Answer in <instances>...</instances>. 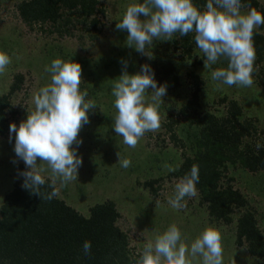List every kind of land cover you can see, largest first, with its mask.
Returning <instances> with one entry per match:
<instances>
[{
  "label": "rangeland",
  "instance_id": "obj_1",
  "mask_svg": "<svg viewBox=\"0 0 264 264\" xmlns=\"http://www.w3.org/2000/svg\"><path fill=\"white\" fill-rule=\"evenodd\" d=\"M21 1L0 0V52L7 53L11 58V64L0 74V95L8 92L14 75L24 76L21 89L11 98L17 113L15 124L19 126L27 118L28 112L34 110L33 97L42 87L50 84L51 74L46 68L57 58L80 64L81 91H87L86 99L98 106L89 111V122L79 132L78 138L83 143L78 146V155L83 163L78 169L77 179L62 184L57 178L54 184L57 197L83 216L89 215L92 206L112 201L120 214L117 225L127 234L131 258L135 257L137 261H142L149 243H154L158 235L171 225H176L182 233V241L188 245L205 229L218 230L222 235L224 264H264L251 257L245 247L235 245L234 224L229 226L209 219L198 193L195 197L185 198L184 208L177 210L170 206L168 201L174 196L179 180L167 178L166 172L176 167L182 159V150L174 146L164 127L178 118L174 114L190 94L187 68H193V63L202 61V109L215 113L216 109L223 111L224 106L217 105L218 99L219 96H227L239 102L245 117L255 119L258 128L264 130V60L254 67L251 87L222 85L211 79V70L204 68L203 53L198 48L192 60L185 57L182 60L180 52L173 54V40H154L152 45L147 46L152 59L129 48L126 45V31L117 30L115 24L133 0H97L98 9L104 12L97 13L99 22L96 29L88 23H78L75 15L72 24L62 28L69 30L62 36L51 32L53 28L49 25L29 27L21 22L15 10V5ZM257 1L264 6V0ZM248 11L241 9L242 14ZM256 30L264 35V26ZM121 60L128 61L129 73H132L129 64L135 66L136 71H139L140 65L149 64L158 86L167 85V94L159 104V129L145 133L135 148L124 144L123 138L112 129L117 114L112 88L121 74ZM227 63L222 58L213 68L227 67ZM150 96L151 90H148L149 100ZM169 115H173V118H169ZM185 126V122L180 121L174 128L182 141L185 140V134H182ZM142 148L146 154L159 155V162L156 163L155 157H146ZM185 151L190 155L189 150ZM125 158L132 162L128 168L120 164V160ZM14 160L17 162L13 163ZM18 163L13 144L7 137H0V205L16 181ZM38 163L47 169L44 162ZM161 174L164 180L157 185V194L152 195L142 184ZM42 175L45 179H53L50 169ZM228 178H232L231 184L235 189L246 195L248 207L256 212L264 233V172L252 173L236 165L228 169L224 182ZM192 264H201V258L197 257Z\"/></svg>",
  "mask_w": 264,
  "mask_h": 264
},
{
  "label": "trees",
  "instance_id": "obj_2",
  "mask_svg": "<svg viewBox=\"0 0 264 264\" xmlns=\"http://www.w3.org/2000/svg\"><path fill=\"white\" fill-rule=\"evenodd\" d=\"M193 2L203 10L207 0ZM242 2L243 8L264 13V6L257 0ZM15 10L25 25H49L53 28L51 32L60 36L69 32L62 28L72 24L75 15L80 20L78 23H88L96 29L97 13L104 12L98 9L97 0H23L15 5ZM194 37L195 33L184 37L176 34L172 41L173 54L180 52L182 60L184 57L192 60L197 48ZM253 44L255 67L264 60V35L256 29ZM201 62L187 68L190 96L174 114L179 119L164 126L174 146L182 150V159L166 172V177L180 180L194 165L198 166L196 189L209 219L224 225L234 224L235 245L245 247L251 257L264 263V233L256 212L248 207L246 195L232 186V178L224 182L228 169L236 165L252 173L264 172V130L258 128L255 119L245 117L239 102L227 96L218 99L217 105L224 106L223 111L202 109ZM134 67L129 64L132 73L138 72ZM23 81L22 74L14 75L8 92L0 95V137H7L13 146L14 136L10 138L9 125L16 123L17 113L11 98L21 89ZM180 121L186 124L182 130L186 141L175 133L174 128ZM146 157H155L156 163L160 160L159 155L150 152ZM25 170L24 163L19 161L16 181L0 205V264H143L131 258L128 236L117 225L120 214L112 201L92 206L89 215L83 216L57 196L51 200L44 198L43 194L56 191L50 179L40 188L41 198L25 189L19 174ZM163 180V174L153 176L142 186L155 195L157 185ZM85 241L92 245L89 254L83 251Z\"/></svg>",
  "mask_w": 264,
  "mask_h": 264
},
{
  "label": "clouds",
  "instance_id": "obj_3",
  "mask_svg": "<svg viewBox=\"0 0 264 264\" xmlns=\"http://www.w3.org/2000/svg\"><path fill=\"white\" fill-rule=\"evenodd\" d=\"M242 0H207L205 8H198L193 0H133L119 22L117 30L126 31V45L152 59L146 49L154 40L171 41L176 34L184 37L195 33L197 48L203 53L204 68L211 70V79L222 85L251 87L254 62V30L264 25V13L250 10L242 14ZM222 58L227 67L213 68ZM11 64L10 56L0 52V74ZM119 79L113 84L112 95L117 114L113 131L123 138V143L135 148L147 132L159 129L161 117L159 104L167 94V85L158 86L149 64L140 65L138 72H128V61L121 60ZM51 82L33 97L34 110L17 126L9 125L10 138L14 136L13 150L26 170L23 187L42 197L40 188L47 181L42 175L51 170L55 184L77 179L82 165L78 146L83 143L79 132L89 122V111L97 104L87 100V91H81L82 69L79 63L53 60L46 68ZM148 90H151L150 100ZM76 145L77 147H73ZM118 159H120L118 157ZM17 161H13L16 163ZM38 162H44L47 169ZM130 159L120 160L121 167L131 166ZM199 167L194 165L190 173L175 185V193L168 203L174 209L186 206L185 198L197 195ZM57 191L43 194L51 200ZM91 242L85 241L83 251L91 252ZM197 257L201 264H224L222 235L214 228L205 229L190 245L182 241V233L171 225L158 235L154 243L147 245L143 264H192Z\"/></svg>",
  "mask_w": 264,
  "mask_h": 264
}]
</instances>
